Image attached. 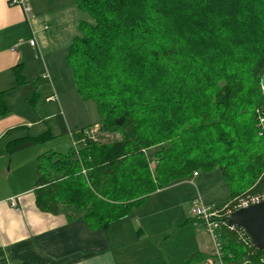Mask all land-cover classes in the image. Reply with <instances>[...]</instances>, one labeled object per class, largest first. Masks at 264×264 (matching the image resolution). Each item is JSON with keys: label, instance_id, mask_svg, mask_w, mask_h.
<instances>
[{"label": "trees", "instance_id": "1", "mask_svg": "<svg viewBox=\"0 0 264 264\" xmlns=\"http://www.w3.org/2000/svg\"><path fill=\"white\" fill-rule=\"evenodd\" d=\"M75 1L94 25L80 24L67 62L100 122L68 131L58 116L77 151L37 158V208L53 215L67 208L92 231H106L158 190L199 171L220 172L230 200L261 193L264 0ZM13 71L25 85L23 65ZM6 95L0 92V120L10 113ZM95 126L98 138L83 139ZM53 138L48 130L12 140L6 154ZM155 148L150 161L147 151ZM219 233L225 264H264V251L242 230L224 225ZM207 259L193 255L188 264Z\"/></svg>", "mask_w": 264, "mask_h": 264}, {"label": "crops", "instance_id": "2", "mask_svg": "<svg viewBox=\"0 0 264 264\" xmlns=\"http://www.w3.org/2000/svg\"><path fill=\"white\" fill-rule=\"evenodd\" d=\"M30 7L28 20L20 7L0 0V92H7V103L19 91L38 90L33 81L51 79L53 86L47 83L42 89L50 91L47 98L55 96L59 89L54 79L62 80L67 68L73 78L67 56L73 40L81 36L80 24L94 25L75 0H30ZM18 65H23L27 81L23 86L17 85L13 71ZM9 112L0 120L2 140L9 130L16 129L13 134L29 132L36 124L28 111ZM3 158L6 157L0 156ZM12 170L13 167L8 168L7 175L0 170V250L4 264H188L193 255L208 259L190 264H218L204 227L191 217L171 222L175 217L166 216L169 202L157 199L169 188H182L179 184L183 181L158 190L130 216L113 222L106 231H92L84 220L72 218L73 212L67 208H62L58 215L41 212L36 206L35 182L33 186L9 190L3 179H8ZM13 202L18 208L12 207ZM171 223L182 224L181 232L176 233V226L166 227ZM168 239L171 241L167 244ZM167 245L172 250L168 257Z\"/></svg>", "mask_w": 264, "mask_h": 264}, {"label": "rangeland", "instance_id": "3", "mask_svg": "<svg viewBox=\"0 0 264 264\" xmlns=\"http://www.w3.org/2000/svg\"><path fill=\"white\" fill-rule=\"evenodd\" d=\"M52 82L51 79L47 82L33 81L32 85H36L38 90L19 91V94H14L9 100V103H7L8 110L10 109L13 113L21 114L23 111H28L32 122L36 123L32 125L33 127L29 132L18 131L11 136L5 137L0 142V156L6 157L0 159V170L6 172L7 175L8 168L11 170V167H13L10 177L8 179H3L7 183L9 190L18 186H26L27 184H30V186L34 185L36 180L35 171L37 167L36 156L50 152L66 154L71 148H73L70 134L62 133L58 118L59 115L62 116L65 127L68 131L74 130L75 128L94 126V124L100 122V113L96 103L92 100H84L81 95L78 94L77 87L68 68L64 70L62 80L54 79V84L59 89V91H55L58 96V101H46V98L50 96V91L42 89V86L44 85L47 87V83L53 86ZM34 93L37 94V97L33 103H30L29 99H31V96ZM258 125L260 128L259 123ZM48 130L54 137L53 139L17 152L12 156L6 155L7 143L10 141L25 136L36 137ZM109 138L113 139V136ZM159 149L160 148H155L147 151V157L150 161L153 160L155 151H158ZM150 165L151 170H153L155 168V163L152 162ZM181 184L183 185L182 188L177 190L169 188L167 192H163L157 196L159 201L169 202L166 216L175 217L171 222H182L186 217L193 218L190 201L195 195H197L195 198L200 197L202 199L206 207H212L210 206L211 204L221 203L222 204L218 206H227L230 205L233 200L228 201L230 197L229 186L223 181L221 174L218 171L208 173L199 171L198 178L190 176L189 179L183 181L179 185ZM167 220H169L168 217ZM171 226H176V233H180L183 228L182 224L177 225L174 223L168 224L166 227ZM173 239L174 238H172V241H174ZM170 241L171 239H168L167 244ZM168 248L169 245H167V249ZM177 248L175 247L174 249ZM170 252H172V250L168 249L167 257L171 255Z\"/></svg>", "mask_w": 264, "mask_h": 264}, {"label": "built area", "instance_id": "4", "mask_svg": "<svg viewBox=\"0 0 264 264\" xmlns=\"http://www.w3.org/2000/svg\"><path fill=\"white\" fill-rule=\"evenodd\" d=\"M9 5L20 7L24 12L25 17L28 20L31 18L30 0H9ZM31 44L35 47V42H32ZM46 101H57V97L56 95L51 96L47 98ZM257 118L261 128L260 135L264 136V112L262 109L257 110ZM83 135H84L83 139L89 138L92 140H96L99 136V127L95 126L90 130H86L83 132ZM70 137L71 139H73L72 135H70ZM72 143L74 150L77 151V145L75 141L73 140ZM82 173L85 174L84 170L82 171ZM195 176H197V174H195ZM263 202H264V190L257 195H251L243 198L233 199L231 201V204L227 206L206 207L200 197L194 199L191 209L193 219L197 224H200L204 227L206 233L211 238L214 246L213 248L214 258L216 259L218 264H225L223 262V246L221 245L219 231L224 225L228 226V222H227L228 217L235 211H238L243 208H248L251 205H257ZM12 207L18 208L15 202L12 203ZM228 227L230 229L236 228L230 226ZM245 236L247 235L245 234ZM261 262L264 263V256L261 258ZM242 264H251V263L246 261Z\"/></svg>", "mask_w": 264, "mask_h": 264}, {"label": "water", "instance_id": "5", "mask_svg": "<svg viewBox=\"0 0 264 264\" xmlns=\"http://www.w3.org/2000/svg\"><path fill=\"white\" fill-rule=\"evenodd\" d=\"M261 87L264 96V74ZM227 222L228 226L243 230L253 246L264 251V202L235 211L228 217Z\"/></svg>", "mask_w": 264, "mask_h": 264}]
</instances>
